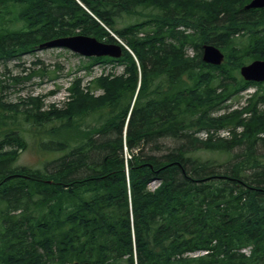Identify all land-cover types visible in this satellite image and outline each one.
<instances>
[{"label":"trees","instance_id":"1","mask_svg":"<svg viewBox=\"0 0 264 264\" xmlns=\"http://www.w3.org/2000/svg\"><path fill=\"white\" fill-rule=\"evenodd\" d=\"M249 2L0 0V61L75 34L116 42L108 30L137 60L125 48L89 58L83 70L118 63L124 74L84 87L74 78L62 110L18 111L0 98V264H264V87L210 116L245 89L238 68L264 60V8L246 10ZM241 31L245 41L233 39ZM204 44L224 62L204 63ZM27 134L44 156L39 168L6 153L26 149ZM213 153L229 161L204 160Z\"/></svg>","mask_w":264,"mask_h":264},{"label":"rangeland","instance_id":"2","mask_svg":"<svg viewBox=\"0 0 264 264\" xmlns=\"http://www.w3.org/2000/svg\"><path fill=\"white\" fill-rule=\"evenodd\" d=\"M140 9L143 11L147 10ZM156 10L157 9L154 8H148L149 13H154ZM177 29L184 30L183 27ZM188 32H190V30H188ZM243 34L244 32L241 31L238 35H235L233 39L242 38L245 41L246 37ZM138 35L144 36V33L139 32ZM122 42L125 43L126 41L123 39ZM169 42H171V39H166L161 48L165 47ZM126 46L129 49L128 45ZM184 50L187 56L192 57L194 55V51L191 47H186ZM131 55L135 61H137L134 54L132 53ZM88 61L89 58L84 56L81 57L63 48L41 50L38 48L33 53H29L18 59L0 61V98H2L5 103L14 105L18 111L27 110L32 113H41L48 112L52 109L62 110L66 106L65 104L69 101L70 97L65 88L71 84L74 78H81V85L84 87L89 80L101 75L107 76L109 74L111 75L110 77H113L124 74L125 65L118 63H102L92 66L88 70H83ZM225 83H227V80H225ZM254 90H241L243 92L232 96L224 104V106L228 107L223 109H218L220 107L212 109L210 116L218 117L231 113V111L237 110L240 107H244L247 100L238 102L240 97H244ZM101 94L102 90L100 89L93 91L95 97H98ZM257 109L264 111V102L258 103ZM246 116V118H248L250 114H247ZM228 128L231 130L232 127L229 126L220 130H229ZM195 132L196 131H193L191 133L194 134ZM204 133H206V131H198L193 136L205 139L206 134ZM262 136H264V134ZM25 140L28 144L26 149L7 148L6 153H11L13 151L17 153V160L14 164L15 166H25L30 168L41 167V161L44 156L38 154L29 134L26 135ZM145 151L150 153L149 148H146ZM253 155L255 158H262L260 151L257 150H254ZM208 159L223 161V163H226V161H229V155L213 153L206 155L204 160L206 161ZM247 173L251 174V171H247ZM157 183L158 182L156 181L151 182L149 184L150 188H155ZM242 252L247 254L248 249H243ZM204 253L205 252H197L189 255L198 256Z\"/></svg>","mask_w":264,"mask_h":264},{"label":"water","instance_id":"3","mask_svg":"<svg viewBox=\"0 0 264 264\" xmlns=\"http://www.w3.org/2000/svg\"><path fill=\"white\" fill-rule=\"evenodd\" d=\"M249 8L264 7V0H251ZM40 48L63 47L81 56H109L119 57L120 48L114 44H107L89 36H71L52 40L41 44ZM202 59L205 63L219 65L223 60V54L214 46L208 45L203 49ZM241 76L247 81L264 80V61L255 60L252 63L240 68ZM89 264V263H74Z\"/></svg>","mask_w":264,"mask_h":264},{"label":"bare ground","instance_id":"4","mask_svg":"<svg viewBox=\"0 0 264 264\" xmlns=\"http://www.w3.org/2000/svg\"><path fill=\"white\" fill-rule=\"evenodd\" d=\"M250 2H251V0H250ZM249 2V3H250ZM249 3L247 4V5H245V9L246 10H251V9H263L264 7H261V8H257V7H254V8H249L248 7V5H249ZM72 36H79V34H75V35H72ZM60 38H64V37H58V38H55V39H52V40H56V39H60ZM52 40H48V41H45V42H42V43H40L39 45H38V47H37V49L39 48L40 50L41 49H51V48H63V47H50V48H40L39 46L41 45V44H44V43H46V42H49V41H52ZM114 45H116V46H118L119 48H120V55H119V57L121 56V54H122V48H125L126 50H128L131 54H132V52H131V50L130 49H128L127 48V43H126V45H125V43H119V44H114ZM208 45H211V44H204V45H202V55H203V49H204V47L205 46H208ZM211 46H213V45H211ZM215 47H217V46H215ZM219 48V47H218ZM63 49H66V48H63ZM220 49V48H219ZM222 51V50H221ZM223 52V51H222ZM223 55H224V53H223ZM84 57H86V58H96V56H84ZM100 57H109V56H100ZM119 57H111V58H115V59H117V58H119ZM99 58V57H98ZM202 58V57H201ZM224 58H225V56H224ZM202 61H203V59H202ZM224 61V60H223ZM261 61H264V60H261ZM204 62V61H203ZM205 63V62H204ZM209 64V63H208ZM222 64V63H221ZM141 83V82H140ZM140 84H138V86H139ZM124 86V85H123ZM138 86H137V88H138ZM127 87V86H126ZM243 90H245V89H243ZM122 106V105H121ZM120 106V107H121ZM122 107H124V105L122 106ZM121 107V108H122ZM131 109H132V106H130V108H129V112H128V114H127V116H126V119H125V123H124V127H123V152H125L128 148H127V146H126V143H125V135H126V127H127V121H128V119H129V114H130V112H131ZM118 114V113H117ZM121 116V115H120ZM243 117H246V114H243ZM76 122V121H75ZM118 122V121H117ZM237 131L240 133L241 131H242V128L241 127H237ZM219 135L220 136H222V137H226L228 134H229V132H228V130H219ZM204 134H206V136H207V133H204ZM122 138V137H121ZM106 140V139H105ZM110 140V139H109ZM216 171H214V172H212V174H214ZM209 173V172H208ZM210 175V174H209ZM218 175V174H217ZM216 181H218V180H216ZM220 181V180H219ZM152 182H155V181H152ZM215 182V181H214ZM151 183V182H150ZM149 183V184H150ZM149 184H148V189H150V190H153L152 188H150V186H149ZM203 203H207L208 204V202H204L203 201ZM223 206V205H222ZM240 207V206H239ZM207 208V207H206ZM223 208H225V207H223ZM246 210H248V209H246Z\"/></svg>","mask_w":264,"mask_h":264},{"label":"flooded vegetation","instance_id":"5","mask_svg":"<svg viewBox=\"0 0 264 264\" xmlns=\"http://www.w3.org/2000/svg\"><path fill=\"white\" fill-rule=\"evenodd\" d=\"M221 50V49H220Z\"/></svg>","mask_w":264,"mask_h":264}]
</instances>
